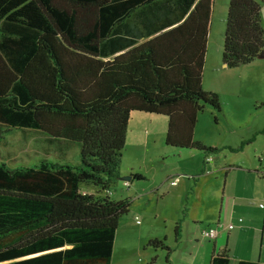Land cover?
<instances>
[{"label": "trees", "instance_id": "1", "mask_svg": "<svg viewBox=\"0 0 264 264\" xmlns=\"http://www.w3.org/2000/svg\"><path fill=\"white\" fill-rule=\"evenodd\" d=\"M213 4L0 0V144L22 133L60 160L0 163V264H111L131 208L110 197L111 186L124 176L145 181L120 171L133 113L167 118L173 151L216 152L194 140L204 108L220 112L202 85ZM263 5L229 0L224 66L262 54ZM229 263L223 251L209 264Z\"/></svg>", "mask_w": 264, "mask_h": 264}, {"label": "crops", "instance_id": "2", "mask_svg": "<svg viewBox=\"0 0 264 264\" xmlns=\"http://www.w3.org/2000/svg\"><path fill=\"white\" fill-rule=\"evenodd\" d=\"M208 55L207 48L206 57ZM217 61L219 63L220 55ZM167 125L168 121L142 112L133 113L131 117L126 142L133 141L131 143L141 154V162L128 163L126 170L131 168L132 172L143 175L145 181L152 180L154 185L151 192L134 186L131 193L135 194L136 198L143 196L148 199L151 196L148 204L150 206L154 205L155 208L163 206L164 227L162 232L150 234L140 244H134L127 250L120 249L118 255H115L114 242L111 264H129L131 261L129 255H133V264H138L136 257L140 255V249L141 252H148L143 260L145 264H153L154 258L149 252L153 242H157V248L165 252V257V250L170 249L169 264H174L171 259L176 252H179L184 264H200V260L202 264H209L215 255L223 251L229 255V264L240 262L264 264V169L262 162L255 166L252 160L245 157L252 144L245 142L246 140L242 143L239 141L236 144L231 142L227 144L224 149H230L238 161L225 162L227 159H224L222 165L219 160L211 157L218 153L214 148L216 152L208 154L211 162H205L207 157L205 155L201 162L190 166L193 171L201 170V175L187 176L176 171H166L159 177L162 168L159 160L162 154H155L157 150L155 143L161 137L165 140ZM262 128L260 132L262 130L264 132ZM260 132L257 135L261 134ZM183 177L190 182L186 187L183 186ZM127 183L121 185V189L124 186L131 189L133 183L131 181ZM190 224L194 228L193 232ZM177 225L178 231L175 234ZM229 225H234V228L229 230ZM212 228L220 229L214 241L201 236L202 231ZM140 231L145 232L143 224ZM172 231L174 242L170 246ZM143 261L140 260L141 263Z\"/></svg>", "mask_w": 264, "mask_h": 264}, {"label": "rangeland", "instance_id": "3", "mask_svg": "<svg viewBox=\"0 0 264 264\" xmlns=\"http://www.w3.org/2000/svg\"><path fill=\"white\" fill-rule=\"evenodd\" d=\"M228 8L229 0H214L207 45L209 55L206 57L203 79V89L218 96L220 112H216L209 106L204 108L198 115L194 140L204 146L216 148L218 153L211 155V157L219 160L221 165L224 159H227L225 162L238 161L231 150L224 149V147L230 142L236 144L239 141L242 143L246 140L245 142L252 144L245 155L246 159L252 160V164L255 166H258L262 162V168L264 169V132L263 130L260 132V129L264 125V59H258L249 64L234 68H228L222 64ZM261 19L262 26L264 27V5L262 7ZM219 55L220 61L218 63ZM154 117L167 122V118L164 116L154 115ZM259 132L261 134L257 135ZM36 141L37 138L35 137L24 138L22 133L10 137L6 144H0V163L15 168L24 165H38L46 159L53 162L60 161L55 150ZM131 142H126L123 151L120 169L124 174L132 171L131 168L126 170L128 163L141 162V154L138 148ZM151 146L153 145L151 144ZM155 147L157 148L155 154H162L159 160L162 166L159 177H162L166 171H176L181 175L187 176L201 175V170L193 171L190 169V166L193 163L201 162L205 156L203 153L173 151L172 148L166 146L163 137L158 142L156 141ZM208 157L209 155L205 158L206 163H208L206 161ZM130 181L133 183V186L130 187L131 189H128L126 186L121 189V185L127 183L125 181H116L111 186L110 197L113 200L120 201L130 198L132 202L130 213L123 216L119 222L116 232L115 255H118L117 252L119 253V250L122 248L127 250L128 247H133L134 244H140L141 241L146 240L154 232L159 234L163 231L164 227L162 225L163 206L159 208L153 207L154 205L150 206L148 204H150L149 199L151 196L148 199L143 196L136 198L135 194L131 193L134 191V186H137L140 190L151 192V188L154 187L152 180ZM189 184L190 182L183 177V186L185 185L186 187ZM178 189L180 190V188ZM93 190H96L94 186ZM193 213L194 211H192V216ZM142 224L145 228L144 233L140 231ZM232 226V228L228 229H233L234 225ZM190 229L193 232L194 228L191 224ZM169 230H171L170 225ZM173 237L174 231L171 233L172 242H169L170 246L174 242ZM202 237L209 241H214L218 236L214 239ZM209 241L206 242L210 243ZM141 251L140 249V255L136 257V263L145 264L143 260L148 252ZM149 252L152 253V257L154 258H152L154 260L153 264H166L164 251H161L159 248L154 249L150 247ZM129 256L131 257L129 264H133V255ZM140 260L143 262L141 263ZM171 261L174 264H184V260L179 256V252L173 254ZM200 264H202L201 260Z\"/></svg>", "mask_w": 264, "mask_h": 264}, {"label": "built area", "instance_id": "4", "mask_svg": "<svg viewBox=\"0 0 264 264\" xmlns=\"http://www.w3.org/2000/svg\"><path fill=\"white\" fill-rule=\"evenodd\" d=\"M212 159H210V157H208L206 159L207 162L211 161ZM208 173V171H207ZM233 226L232 225H229L228 228H232ZM218 233H219V228H212V229H209V230H204L202 232V236L204 237H208L210 239H214L218 236Z\"/></svg>", "mask_w": 264, "mask_h": 264}, {"label": "water", "instance_id": "5", "mask_svg": "<svg viewBox=\"0 0 264 264\" xmlns=\"http://www.w3.org/2000/svg\"><path fill=\"white\" fill-rule=\"evenodd\" d=\"M259 60H263L264 59V50L262 52V54L260 56H258ZM130 177L124 176L120 178V181H125V182H130Z\"/></svg>", "mask_w": 264, "mask_h": 264}]
</instances>
